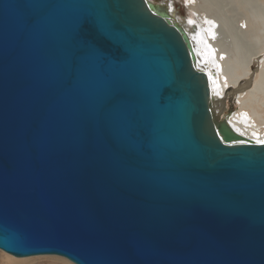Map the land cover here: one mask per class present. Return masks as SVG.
Masks as SVG:
<instances>
[{
    "label": "water",
    "instance_id": "95a60500",
    "mask_svg": "<svg viewBox=\"0 0 264 264\" xmlns=\"http://www.w3.org/2000/svg\"><path fill=\"white\" fill-rule=\"evenodd\" d=\"M170 16L151 0H0V249L264 264V142L215 115Z\"/></svg>",
    "mask_w": 264,
    "mask_h": 264
},
{
    "label": "bare ground",
    "instance_id": "6f19581e",
    "mask_svg": "<svg viewBox=\"0 0 264 264\" xmlns=\"http://www.w3.org/2000/svg\"><path fill=\"white\" fill-rule=\"evenodd\" d=\"M186 1L188 3L186 5L194 13V19L176 20L173 18L176 12L173 3L170 2L167 6L172 12L171 19L179 21L189 33L199 68L209 75L215 115L226 118L247 140L264 142V42L256 47L247 46V49H242L238 45L232 48L222 46L223 43L215 40L219 35L213 33L210 21L214 22V19L206 15L209 14V10L205 7V2ZM161 3L168 2L164 0ZM260 33L264 35V28ZM255 63L257 67L254 69ZM229 102H235L237 107L231 112L228 110L224 113L225 105ZM0 256L3 258L0 264H33L38 255L17 257L0 249ZM51 262L76 264L63 256L54 257Z\"/></svg>",
    "mask_w": 264,
    "mask_h": 264
},
{
    "label": "rangeland",
    "instance_id": "374dc122",
    "mask_svg": "<svg viewBox=\"0 0 264 264\" xmlns=\"http://www.w3.org/2000/svg\"><path fill=\"white\" fill-rule=\"evenodd\" d=\"M161 3L164 0H152ZM205 7L209 10L207 16H212L214 22L210 21L213 33L219 36L215 40L223 43L222 46L232 48L235 45L247 49V46H258L264 42V35L260 32L264 28V0H203ZM167 5L172 2L175 9L174 17L176 20L185 18L194 19V13L186 5V0H166ZM172 13V12H170ZM171 17V16H170ZM172 18V17H171ZM253 22V25H252ZM192 29H195L192 27ZM257 63L254 65V69ZM228 100V99H227ZM229 104V105H228ZM228 110L236 109L235 102L225 105ZM60 257L55 255H38L33 264H52V258ZM38 259V260H37ZM0 261L3 258L0 256Z\"/></svg>",
    "mask_w": 264,
    "mask_h": 264
}]
</instances>
